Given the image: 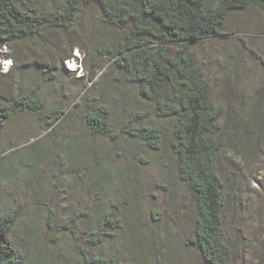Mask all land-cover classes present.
<instances>
[{
  "label": "rangeland",
  "instance_id": "374dc122",
  "mask_svg": "<svg viewBox=\"0 0 264 264\" xmlns=\"http://www.w3.org/2000/svg\"><path fill=\"white\" fill-rule=\"evenodd\" d=\"M28 2L50 11L57 6L56 0ZM81 17L88 19L86 31L93 33L99 22L88 14ZM103 27L98 34L102 41L119 37V31ZM226 28L228 35L204 39L191 48L223 111L216 127V139L223 143L217 167L225 182L223 234L232 264H264V10L256 6L231 13ZM46 35L64 51L59 33ZM50 51L38 43L4 48L11 57L0 54V95L16 94L21 85L17 58L30 64L20 81L30 86L33 79L41 80L32 62L54 61ZM66 66L76 70L74 61ZM108 70L107 65L85 89L87 81L62 79V91L73 96L84 91L71 105L77 109L74 117L59 121L50 135L36 138L41 131L38 118L28 114L15 117L0 133V149L6 150L0 160V213L21 211L12 240L28 264H83V249L113 264H209L188 243L195 208L175 168L174 119L158 117L136 86L113 80ZM42 94L48 109L62 98L53 84ZM87 98L110 106L115 127L131 113L148 111L144 123L161 127L162 149L126 137L112 142L90 134L81 111ZM110 210L123 225L113 230V237L94 247L78 237L103 228ZM82 212L87 217L69 224L73 233L67 223Z\"/></svg>",
  "mask_w": 264,
  "mask_h": 264
},
{
  "label": "trees",
  "instance_id": "16d2710c",
  "mask_svg": "<svg viewBox=\"0 0 264 264\" xmlns=\"http://www.w3.org/2000/svg\"><path fill=\"white\" fill-rule=\"evenodd\" d=\"M56 1V8L50 11L43 4L28 0H0V54L11 57L3 52L4 48L16 50L19 45L29 47L38 43L42 49H50L54 57V61L32 62L41 80L33 79L30 86L20 82L26 77L24 68L30 64H21L22 58H17L21 85L16 94L0 95V133L15 117L28 114L38 118L41 131L36 138L41 139L44 133L50 135L59 121L68 115L74 117L77 109L72 110L71 105L84 91L82 88L75 96L71 91H62V79L87 81L85 89L108 65L112 79L136 86L158 117L174 119L171 150L175 168L195 208L193 234L188 243L209 264H232V251L223 234L225 182L217 167L223 143L216 139V127L223 111L215 104L213 87L191 47L207 38L228 35L226 27L231 13L256 6L264 10V0ZM84 14L99 22L91 34L86 31L88 19L81 17ZM103 25L119 31V37L102 41L98 34L106 29ZM48 31L61 35L64 51L47 37ZM77 50L82 54H76ZM73 58L85 67L83 75L79 69L66 66ZM51 84L62 98L48 109V100L42 93ZM98 102V98H89L81 109L90 134L112 142L126 137L152 150L162 149L161 127L144 123L150 115L148 111L131 113L121 127H115L110 106ZM5 152L0 149V160ZM86 214H76L67 224H76ZM20 217L19 208L0 213V264H28L11 237ZM68 227L71 229V225ZM121 227V221L110 210L103 228L78 237L92 247L100 246L113 237V230ZM82 258L83 264H113L86 249Z\"/></svg>",
  "mask_w": 264,
  "mask_h": 264
},
{
  "label": "built area",
  "instance_id": "2783aa9c",
  "mask_svg": "<svg viewBox=\"0 0 264 264\" xmlns=\"http://www.w3.org/2000/svg\"><path fill=\"white\" fill-rule=\"evenodd\" d=\"M75 62V64H76V67L74 68V69H76V70H78L79 69V71H81V72H79V74H84V69H83V66L75 59V58H73V60L72 59H70V60H68L67 62L68 63H72V62Z\"/></svg>",
  "mask_w": 264,
  "mask_h": 264
}]
</instances>
